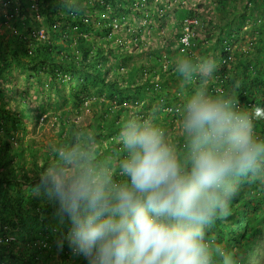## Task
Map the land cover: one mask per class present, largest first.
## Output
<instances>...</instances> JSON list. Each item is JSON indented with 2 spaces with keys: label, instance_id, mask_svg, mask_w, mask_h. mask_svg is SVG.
<instances>
[{
  "label": "clouds",
  "instance_id": "1",
  "mask_svg": "<svg viewBox=\"0 0 264 264\" xmlns=\"http://www.w3.org/2000/svg\"><path fill=\"white\" fill-rule=\"evenodd\" d=\"M185 20L198 24L193 16ZM190 44L189 36L180 51ZM216 67L211 55H178L173 62L185 88L211 80ZM219 91L197 86L184 93L176 110L186 140L183 160L151 121L126 117L119 182L90 149L56 147L39 186L61 219L67 217L74 254L87 264H240L237 250L213 242L206 228L229 216L241 178L264 184V138L235 99Z\"/></svg>",
  "mask_w": 264,
  "mask_h": 264
},
{
  "label": "rangeland",
  "instance_id": "2",
  "mask_svg": "<svg viewBox=\"0 0 264 264\" xmlns=\"http://www.w3.org/2000/svg\"><path fill=\"white\" fill-rule=\"evenodd\" d=\"M124 5L127 11L119 17L112 9H109V13L101 15L104 19L112 15L114 19L111 32L105 39L95 38L96 45L97 47L102 45L104 50L108 47L112 48L115 55H101L102 58L93 64L101 69L100 74H104L106 69L108 80H111L113 75H119L117 78H119L120 93L117 97L110 96L105 88L99 90L98 83L92 86V83L100 78L96 74L89 73L90 82L86 85L69 73L63 74L55 70L51 72L41 65H36V69L31 70L23 62L10 60L8 55H0V85H3L5 90L12 88L21 92L24 106L30 104L39 107V121L43 123V128L40 131L31 129L26 141L32 139L39 146L40 152L50 151L56 147L60 138L64 140L70 131L76 130L77 135L73 144L90 149L93 159L101 167L107 166L111 172L114 170L119 172L121 154L114 155L113 151L117 148L123 151L120 141L121 127L126 117L136 114L139 117L144 116L154 125V122L158 121L171 122V126H167L163 134L166 141L173 146L178 158L183 160L187 149L185 146L182 150L181 141L186 143V140L181 132L177 112L172 113L173 107H179L175 101L180 105L184 93L197 86L208 88L212 94L219 89V95L228 94L237 99L241 96L240 89L243 85L240 73L244 71L246 62L256 55H264L257 50L264 45V1L262 0H224L221 4L219 0H125ZM59 6L56 9L57 14L75 18L72 13H68L65 5ZM2 9L4 7L0 6V34L9 32L18 36L25 35L27 38V36L36 37L35 35L42 32L44 38L51 36L48 34L47 23L41 15L39 5L36 6L35 11L29 4L26 10L18 0H11L8 9L6 8L10 15L5 16L8 13ZM187 14L197 18L198 24L187 25L185 21ZM76 17H82V14H77ZM86 19L84 18V21ZM59 23L69 27L70 37L79 33L76 21L66 18ZM94 24L95 27L100 26L99 22ZM186 26L191 34V44L186 50L180 51L182 45L178 43V39ZM224 41L228 43L230 52L223 63ZM167 42L171 45H166ZM62 44L65 43H60L61 49H63ZM163 46H171L177 51L165 52ZM159 51L162 55H156ZM178 55L192 57L211 55L217 65L214 77L203 84L196 80L185 88L178 77H172L176 74L173 70V62ZM257 70L258 78L264 81V64L260 63ZM161 78L168 79L170 86L172 83L174 87L169 91L168 96L159 100L158 86L154 85L153 88L151 85ZM79 90H81V100L75 101L73 93ZM6 92L2 91L0 97L6 101L13 99V96L6 98ZM117 99L122 100V109L118 113L119 123L116 127L109 128L99 119L108 118L114 109L120 107ZM238 107L251 111L254 119L260 118L259 121L264 122V116L257 115L254 106L246 108L244 105H239ZM14 111L11 109V112ZM25 117V120L31 123L29 115L26 114ZM259 121L253 125L254 130L259 128ZM111 130H115L114 141L118 145L108 144ZM35 150L36 147L24 153L23 157L30 161ZM1 187L3 194L10 196L15 185ZM21 191L32 200L29 208H39L41 216L46 215L43 211L48 203L54 208L53 213L47 216L48 220L52 221L53 227L42 231L47 232L48 236H56L53 239L57 240L50 238L46 240L50 251L49 255L43 252L40 264H87L83 256L73 252L69 260H60L58 247L65 245L68 232L62 235L59 230L63 232L62 227H67L69 222L66 216L61 219L56 202L34 186H24ZM4 216L5 213L2 217L0 215V241L2 235L6 238L14 237L8 230L10 224ZM260 229L252 246L254 252L248 256L249 264H264V224Z\"/></svg>",
  "mask_w": 264,
  "mask_h": 264
},
{
  "label": "trees",
  "instance_id": "3",
  "mask_svg": "<svg viewBox=\"0 0 264 264\" xmlns=\"http://www.w3.org/2000/svg\"><path fill=\"white\" fill-rule=\"evenodd\" d=\"M18 1L26 10L28 9L30 4L28 0ZM37 2L41 15L46 21L45 23H47L48 34H51V36L48 38L27 36L26 38L25 35L18 36L9 32L1 33L0 55H8L10 60L23 62L31 70H35L36 65H41L51 72L55 70L63 74L69 73L82 80L86 85L90 82L89 73L96 74L100 78H97L92 83V86L98 83L100 84L99 90L105 88L110 96L117 97L120 93L118 87L119 78H117L119 75H113V78L108 80L106 78V69H104V74H100L101 69L93 65L94 62L102 58L101 55L115 54L110 47L106 50H104L102 45L97 47L95 38L105 39L112 30L113 16H107V19H104L101 15L109 13V9H112L118 13V17L121 16L127 11L124 5L125 0H37ZM223 2L224 0H219V4ZM59 5H65L68 13H72L75 18L72 16L63 17L57 14L56 9L60 7ZM77 14H82V17H76ZM187 16L190 15L187 14ZM66 18L76 21L79 30L77 35L70 37L68 35L69 27L59 23ZM84 18H87L86 21H84ZM87 20L89 21L88 23ZM96 22H99V27H95L94 23ZM62 42L65 43L61 45L63 49L60 48V43ZM166 45H171V43L167 42ZM228 47L229 45L226 42L222 53L223 57L229 54L230 49ZM163 49L165 52L177 51L176 48L172 49L171 46H163ZM257 50L260 53H264V45ZM156 55L162 54L159 51ZM260 63L264 64V55H256L253 59L247 61L244 71L240 73L243 85L240 89L241 96L235 99L237 106L244 105L246 108L254 106L255 109H264V81L258 78L257 70ZM172 77L176 78L177 75L174 74ZM152 80L154 81L153 78ZM155 84L158 85L159 100L165 98L166 95L168 96L169 91L174 87L172 83L170 86V81L164 78L155 81L151 86L154 88ZM2 86L0 85V96L2 91H7L6 98L13 96V99L6 101L0 97V209L2 210L0 215L2 217L5 213L4 219H7L10 224L8 230L14 237L6 238L2 235V240L0 241V264H40L43 252L49 255L50 247L46 240L49 238L57 240L53 239L56 236H48L47 232H43L45 229L53 227L52 221L48 220L47 216L53 213L54 208L52 204L48 203L45 211H43L46 215L41 216L39 208H29L32 205V200L28 195H23L21 190L24 186H34L45 192L39 186L40 172L55 162L56 147L59 146L66 150L73 145L77 131H70L64 137V140L60 138L56 147L50 151L40 152L39 146L32 139H27L26 141L27 134L31 129L40 131L43 128V123L39 121V107L31 106L30 104L24 106L25 102L21 92L12 88L5 90ZM73 100H81V90L73 93ZM117 104L120 107L114 109L108 118L99 119L109 128H114L119 123L118 113L122 109V100L117 99ZM175 104L179 106L177 101H175ZM177 108H172L173 114H176L177 111L175 110ZM11 109L15 110L14 113L11 112ZM243 111L248 113L253 125L259 121L260 118L254 119L251 111ZM26 114L31 118V123L25 120ZM262 115L264 116V114ZM141 118L145 117L141 116ZM154 123L162 132L165 131L167 126H171V122L169 123L166 120ZM29 124H32L34 128ZM258 127L254 131L259 137L264 138V122L259 121ZM114 134L115 130L109 131L111 139H109L108 144L110 145L115 144ZM181 142L183 150L186 143L184 141ZM34 147H36V150L32 152L30 161H27L23 155L28 151L34 150ZM113 153L114 155L120 153V160L125 155V152L119 148L115 149ZM111 174L114 180L118 182L123 180L120 171L114 170ZM3 185H15L13 194L10 196L3 194L1 190ZM262 224H264V184L253 182L251 178L245 177L238 182L229 216L207 226L206 231L213 242L222 243L230 248H237L240 255V264H247L248 256L254 252L252 246L259 235ZM62 230L63 232L59 230L62 235L68 232L69 225L65 228L62 227ZM58 248L60 249V260H69L73 252L69 243L65 241V245Z\"/></svg>",
  "mask_w": 264,
  "mask_h": 264
},
{
  "label": "built area",
  "instance_id": "4",
  "mask_svg": "<svg viewBox=\"0 0 264 264\" xmlns=\"http://www.w3.org/2000/svg\"><path fill=\"white\" fill-rule=\"evenodd\" d=\"M28 2L30 3L31 8H33V10L36 11V6L38 5L37 0H28ZM9 4H10V0H0V6L4 7V9H2V10L5 12H7L6 8L8 7ZM5 16H9V13L6 14ZM37 17H38V15H37ZM187 22L188 23H195L196 21L195 20H188ZM184 30H185L184 33L182 34V36L179 39V41L182 45L181 50L184 49V47H187L189 45V36L190 35L188 32V27H186ZM35 36L43 37V34H42V32H40L38 35H35Z\"/></svg>",
  "mask_w": 264,
  "mask_h": 264
}]
</instances>
